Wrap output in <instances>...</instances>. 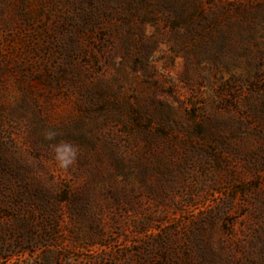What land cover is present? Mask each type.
Wrapping results in <instances>:
<instances>
[{
  "label": "rangeland",
  "instance_id": "1",
  "mask_svg": "<svg viewBox=\"0 0 264 264\" xmlns=\"http://www.w3.org/2000/svg\"><path fill=\"white\" fill-rule=\"evenodd\" d=\"M0 218V264H264V0H0Z\"/></svg>",
  "mask_w": 264,
  "mask_h": 264
},
{
  "label": "trees",
  "instance_id": "2",
  "mask_svg": "<svg viewBox=\"0 0 264 264\" xmlns=\"http://www.w3.org/2000/svg\"><path fill=\"white\" fill-rule=\"evenodd\" d=\"M0 256H2V250H4V246L6 243L5 235L7 234V231H9L10 224H9V219H2L0 218ZM3 258V256L1 257Z\"/></svg>",
  "mask_w": 264,
  "mask_h": 264
}]
</instances>
